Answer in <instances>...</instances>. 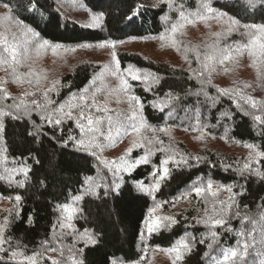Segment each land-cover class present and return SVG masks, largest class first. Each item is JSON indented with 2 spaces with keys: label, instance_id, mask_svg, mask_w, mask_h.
Listing matches in <instances>:
<instances>
[{
  "label": "trees",
  "instance_id": "obj_1",
  "mask_svg": "<svg viewBox=\"0 0 264 264\" xmlns=\"http://www.w3.org/2000/svg\"><path fill=\"white\" fill-rule=\"evenodd\" d=\"M62 1L0 0V16L6 12L3 3H9L13 16L22 22L19 26L15 21L0 25V33L9 35L8 42L12 39L27 47L19 57L21 64L16 66L17 74L23 77L22 82L5 71L6 65L0 66L6 81V86L0 84V88L10 97L0 99V108L7 111L6 105L19 103L21 99L28 103L33 99L44 103L43 92L55 84L48 94L50 99L58 102L55 106L63 103L67 112L69 105L84 104L85 114L92 116L96 108L87 99L80 103L79 97L94 79L96 83L99 76H103V66L105 62L111 64V53L115 51L122 71L132 67L140 69L142 77H148L132 80L124 72L129 89L127 93L122 92L125 97L133 95L138 99V106L134 101L131 104L137 109V125L141 119L145 124L141 128L143 132L161 133L160 129H165V132L187 135L199 133L207 139L228 144H253L257 151L264 152V123L254 119L256 115L264 118V72L259 74L264 65L259 60L256 62L259 80L253 83L237 81L225 87L217 84L208 72H204L203 77L196 74L203 71L204 53L181 31L177 32L175 40L183 59L190 63L189 70L130 49L132 44L156 40L161 34L169 33L171 25L179 21L175 6L180 11L183 5V10L191 12L196 10L200 0H118L117 8L102 7L103 2L109 0H65L89 17H101L100 25L93 29L73 21L66 13L68 10L62 9ZM208 1L209 6L238 19L241 24H264V5L252 7L248 0H206L205 3ZM29 28L31 32L27 31ZM241 28H237V33L219 37L220 46L233 40L241 42L237 35ZM28 37L34 41L33 45L26 42ZM45 40L48 41L46 50L59 47L51 53L54 55L32 57L36 69L29 77L26 74L30 72V62L24 58L25 52L29 55L38 52L34 46ZM108 41L116 42L115 49L98 46ZM197 52L200 53L199 63ZM108 77L111 84L118 87L116 78L110 74ZM209 79L211 83L206 82ZM95 83L91 84L92 90L102 88L101 82ZM224 89L232 94L221 95L218 90ZM25 91L36 95L24 96ZM241 96L261 103L253 108ZM71 111L78 118L79 109L72 108ZM112 120L117 122L119 119L112 116ZM41 125L39 135H28ZM4 126L0 139V150H3L0 157L4 158L0 163V203L7 208L0 211V227L4 229L7 242L0 245L6 250L0 252V264H28L25 256H36L37 264H52L50 257H56L59 264H72L73 259L83 261V264H113V261L156 264L152 252L167 254L165 250L178 246L187 238L191 251L186 250L178 264H216L217 260H222V249L237 248V241L243 243L246 238L250 245L248 252L243 261L237 260V264H253L254 257L264 251V221L260 219L264 215V159L249 170H243L242 160L231 154L205 148L191 151L180 143L160 138L157 141L163 143L157 146L172 160L167 166L168 176L151 197L139 186L147 184L153 168H159L165 158L161 151H152L148 141L142 138L134 139L131 144L125 137L121 148L124 151L131 148L130 156L135 158L141 156L143 150L146 154L151 149L153 154L149 163L138 165L114 181L116 168L109 170L94 149H79L73 141L64 144L69 135L80 138L76 119L64 117L60 125L53 127L41 121L39 110H34L30 116L17 120L4 117ZM121 132L125 134L123 129ZM92 136L89 134V138ZM141 143L143 147H133V144ZM182 159H187V163L175 162ZM25 165L30 169L27 176L20 171H10ZM89 176L99 184L94 193L83 191ZM209 181L223 194L218 192L217 197L209 195L195 200L184 216L182 213L173 216L174 223L142 241V228L155 201L167 215L165 212L173 201L187 195L194 185L206 187ZM228 187L232 188L231 193L227 191ZM75 195L83 198L74 205L79 211L70 222L66 221L72 225L68 230L60 227L66 214H62L58 206L72 204ZM17 196L20 197L18 202ZM221 202H224L225 223L210 230L202 222L206 216L205 208L207 215H213V204L219 212ZM85 230L95 238V244L81 239L80 234ZM211 231L217 233L215 239ZM240 233H251L254 239L242 237ZM13 250L24 255L13 260L10 258Z\"/></svg>",
  "mask_w": 264,
  "mask_h": 264
},
{
  "label": "snow or ice",
  "instance_id": "obj_2",
  "mask_svg": "<svg viewBox=\"0 0 264 264\" xmlns=\"http://www.w3.org/2000/svg\"><path fill=\"white\" fill-rule=\"evenodd\" d=\"M248 4L251 5L252 7H256L257 5H264V0H248ZM3 7L6 10L5 14L0 16V25L4 23H11L15 21L16 25H21V21L16 20V18L13 16V9L10 6L9 3H3ZM203 8V13L201 12H196V13H188L187 15L185 14V11L183 10V5H181L180 9V18L182 21H187L188 23H193L194 21L190 18L192 15L197 16L201 20H207L209 18H215V19H220L222 17L227 16L228 22H229V27L226 35H230L232 31L239 27H243L246 31L244 33H241L242 36L247 37V43L246 44H241V43H236V45L233 46H220L219 44V37L222 35V33H216L215 36L217 37V41L213 43L212 45H208L207 48L209 49L204 53V59H203V71L196 73L200 77H203L204 72H208L211 74L212 71L215 70L214 65L215 64H220L223 65L225 61H233L235 57L233 56V52L236 53H242L245 49L248 51L249 56L254 57L260 61L262 65H264V24H241L240 21L230 15H228L225 12L219 11L217 9L212 8L209 6L208 3H203L201 5ZM29 10H32L31 8ZM206 13L207 15H205ZM101 17L99 16H93L91 24L87 25L88 27H95L98 25ZM184 25L183 23H176L171 26L170 32L167 34H161L159 39L161 41L164 40H169L174 46L176 45V40L175 36L177 32L179 31L180 28H182ZM27 31L31 32L32 30L29 28ZM35 36L36 34L33 33ZM0 45H2V48H0V66H7L5 69L6 72H10L18 81L23 80L22 76H19L17 74V65L21 64V59L18 57V53L16 51V47L14 45H11L8 43L7 37L4 33H0ZM48 46V41H43V43L38 44L37 48H44ZM101 48H106L110 47L112 49H115L116 47V42L108 41L106 43H102L98 45ZM59 46L53 47V51L55 52V48ZM85 47H88V45H85ZM187 50V49H186ZM117 53L115 51H112L111 53V60L112 64H106L103 66L104 73L110 74L111 76L115 77L116 80H118L119 85L116 88L112 89V92L114 93H119V92H124L127 93L129 89L128 81L125 78L124 72H127L129 76H131L132 80H138V79H147V76L142 77L140 75L141 70L140 69H135L132 67H129L126 70H121L120 63L117 59ZM25 59H27V52H25ZM256 59L253 60L252 66H256ZM197 62H200V53L197 52ZM227 71V69H225ZM27 76L31 77L33 73L29 72L26 74ZM29 83L32 81L29 80ZM207 83H211V80H207ZM55 83H59V81H56ZM95 83V79L91 82V84ZM91 84L88 87H85L82 90V93L79 97L81 101H84L87 97L85 94H88L91 92V95L93 97V102H92V107L96 108V111H105L107 112L108 109L106 107L101 108L96 106V94L101 91L100 88H96L94 91L91 89ZM37 87H39V79H37ZM55 87V84L53 85L52 88H47L43 92V99L44 103H41L39 100L33 99L30 103L26 102L25 100L21 99L19 103L14 102L13 104L6 105L5 107L8 109L7 111L4 110V108H0V139L3 138V133L5 130L4 126V117L10 116L13 120L20 119L22 116H30L31 113L34 110H39L40 114V119L41 121H46L50 126H58L63 122L64 117H67L69 120L76 119V126L80 130V138L76 139V137L69 135L67 140L64 141V144L67 145L68 141H73L79 149H92V148H100L101 145L95 143V135H93L91 138H89V134H95L100 131V124L101 120L95 119L90 115L85 114V107L86 105L84 104H77V105H69V111H65V105L63 103H60L57 106H55L58 102L53 101L52 99L49 98V92L53 90ZM247 87V85H246ZM220 91L221 95H231L232 92H230L228 89L224 90H218ZM235 92V90H232ZM236 95H239L238 92H235ZM36 93L30 92V91H25L24 96H34ZM207 95V94H206ZM8 95L5 93L4 89L0 88V99H9ZM12 99L15 101V97H12ZM130 101V109L133 107L131 102H135V104L138 106L139 101L138 99L130 95L128 97ZM241 99L245 100L246 103H250L253 108L257 106L258 102L254 99H251L250 97H243L241 96ZM119 102V100L117 101ZM72 108H77L79 109V116L74 117L72 114L71 109ZM254 119L258 122L264 123V118H262L259 115L254 116ZM86 120V123L83 121ZM137 121V115L136 111L133 110L131 111L130 115H127L124 117L123 120H118L115 122L113 125V121L111 117H108V122L110 125V130L108 132V135L105 137L107 140H112V131L111 127L114 126L117 135L121 133V129L125 133L128 132L129 128H131L132 132L139 133L140 129L145 126L143 120L141 119L139 125L136 123ZM131 122V123H129ZM41 126H37L33 131H29L28 135L29 136H34V135H39ZM160 131H165V129H160ZM114 142V141H113ZM149 144L152 143V140L148 141ZM162 144L163 141H160ZM140 146L143 147V143L137 145L133 144V147ZM249 149H252L255 152V157H249V159H256V162L258 163L261 159H264V152L257 151L256 148L257 146L253 144H247L245 145ZM159 151H164L163 148L158 149ZM3 151V150H0ZM132 149L129 148L128 151L125 153L124 156L120 157L119 163L117 164L116 162H109V161H102V163L111 170L113 167L116 168V171L119 172L121 168L125 171H131L132 169L136 168L138 165L141 164H148L149 163V157L153 154L151 149L146 151V154L134 161H129L127 157L131 154ZM94 154V153H93ZM171 157L162 159L160 162V166L157 169L156 172H153L152 175L155 179V183L147 189V191L155 192L160 185V182L164 180L168 174H169V169L167 165L170 162ZM196 159H200V157H196ZM4 162V158L0 157V163ZM39 163V160L36 161ZM176 163H187V159H182L181 161H175ZM250 169V164L245 163L243 165V170H249ZM11 172L15 171H20L23 172L25 176H27L28 172L30 169L25 165L20 169H12L10 170ZM258 171V170H257ZM159 173V175H157ZM85 184L87 187L83 190L86 193H94L95 188L99 187V184H97L94 181V178L89 176L85 179ZM114 187H119V185H114ZM141 190L144 189V185L140 184ZM195 194L197 196H200L202 193L205 191L208 193V195L212 197H217L219 189L216 191H213V184L209 181L207 183L206 188L201 187V186H194L193 188ZM228 192H232V188L228 187L227 188ZM107 194V193H106ZM82 195H75L72 197V204H64L61 206H58L62 212V214H66V219L70 222L75 215L77 211H79L78 208L74 207V205L79 202L82 199ZM229 199L231 200L232 197L230 196ZM17 202L20 200V197H16ZM221 208L219 212H216V205L215 203L213 204V215H207V208H205V213L206 216L204 220L202 221L205 225L209 226L210 230L214 229L216 227H219L225 223V220L223 218V213H224V202H221ZM228 207H231V205H227ZM159 207V205H157ZM219 218H216V217ZM247 219V217H245ZM261 221H264V215H261L260 217ZM161 220H172L171 217H158L155 220H152L151 223L148 224V232L151 234L154 229L158 228L159 221ZM174 223V220H173ZM60 227H69L71 228L72 225L71 223L65 225L63 223L60 224ZM211 236L213 239L216 238L217 233L215 231L210 232ZM242 237H248L254 239L252 237L251 233H240ZM81 239H84L87 241V243L95 244L96 240L90 234L87 230H85L83 233L80 234ZM6 241V238L4 236V229L3 227H0V245H3ZM203 242V241H202ZM237 248H229V249H222V260H217L216 264H237V260L243 261L244 256L248 252L249 248V243L247 238L244 240L243 243L241 241H237ZM211 247V245H209ZM191 251V246L189 243L181 241L178 246L170 248L165 250L168 253L174 254V259L172 261V264H177L178 261H181L183 259L184 251ZM6 250L3 247H0V252H5ZM82 252L83 250H78ZM24 254L22 252H18L16 250H13L10 253V258L15 260L19 256H23ZM24 259L28 261V264H37V258L36 256H25ZM52 264H59L58 261L53 260ZM72 264H83V261L77 262L75 259H73ZM113 264H117L116 261H113ZM261 264H264V261L261 262Z\"/></svg>",
  "mask_w": 264,
  "mask_h": 264
},
{
  "label": "rangeland",
  "instance_id": "obj_3",
  "mask_svg": "<svg viewBox=\"0 0 264 264\" xmlns=\"http://www.w3.org/2000/svg\"><path fill=\"white\" fill-rule=\"evenodd\" d=\"M118 2H119L118 0H113V1L109 0V1L103 2L102 7L117 8ZM205 2H206V0H200V3L197 5L198 7L196 8L195 11L189 12V10H184L185 14L187 15L188 13H196L198 11L203 13L204 10L201 7V5ZM208 4H209V1H208ZM64 7L68 10V11H66L68 16L73 21L78 23L79 25L84 26V27H88L87 25L91 24L93 16L89 17L87 14H85L81 11L75 10L74 8L71 7L70 3H68L65 0L62 1V9ZM174 11L178 12V14H177V16H179L178 23H183V25H184L182 28L179 29V31H181L183 33V35L186 37V39L189 42L196 44L197 48L199 46V48H200L199 50H201L203 53L208 51L209 49L207 48V46L212 45L214 43L213 40L217 39V37L215 36L216 33H222V35L220 37L229 36V35H226V33L228 31V27H229V22H228L227 17H222L220 19L209 18L207 20H201L197 16L192 15L190 18L194 22L188 23L187 21L181 20L180 11H179L178 6L174 7ZM204 14L207 15L206 13H204ZM165 22H166V19H165ZM99 25H100V21H99L97 26L88 27V28H91V29L98 28ZM170 29H171V27H170ZM236 31H237V29H235L231 33H237ZM245 31H246L245 29L241 28L240 34H237L241 37V39H242L241 42H237L236 40H233L232 42L228 43L227 45H223V46H229L230 45V46L234 47L236 45V43L246 44L247 43V37H244L241 35V33H244ZM8 36L9 35H6L7 38H8ZM19 39L22 40V38H19ZM26 42L30 45H33V43H34V41L30 37H28ZM8 43L11 45H14L16 47L18 57L22 56V51H25L27 49V47L25 46V44L23 42L17 43L16 41L10 39V42H8ZM132 45L133 46L130 49L141 51L145 54L153 56L155 59H159L160 61H166L172 65L177 64L179 66L186 67V69H188V70L191 69L190 63H188L186 60L183 59L182 54H181V50L179 49L177 43L174 46L167 39L164 41H161L160 39H156V40L144 41V42H140V43H136V44H132ZM34 49H36L38 52L33 51L30 54L31 56L29 55V53H27V59H26V61L30 62L28 68H29L31 73H33L34 69H36V64H35L36 62L34 61V59L32 57H34L35 55L36 56L41 55V57H45V56L48 57L51 53L54 52L52 48H50L49 50H46V47L38 49L37 46H34ZM54 54H51V55H54ZM233 56L235 57V59L233 61H225V63L223 65H220V64L214 65L215 70L211 72L210 76L212 78H214V80L217 84H219L221 86L228 87V85H230L234 82H237V81L248 80L246 82L253 83L256 80H259L258 79V65L256 64L255 67L252 66L253 60L256 58L249 56L248 51L246 49L242 53L233 52ZM107 59H108V57L105 60H107ZM257 60L258 59H256V62H257ZM106 64L107 63L105 62V65ZM111 64H112V62H111ZM66 68H63L62 70L65 71ZM225 69H227V71ZM57 70H55L54 72H56ZM54 72H52V73H54ZM262 72H264V70H261L259 72V74H261ZM55 75L56 74H54L52 76H55ZM108 76H109V74L104 73V71H103V76H99L96 83L101 82L102 88H101V91L99 93H97L96 97H95L96 106L101 107V108L106 107L108 109V111L107 112L95 111L93 113L92 117L94 118V120L95 119L101 120V124L99 126L100 131L98 133H95V134L90 133L92 135H96L95 143L101 145L100 148H92V149H94V151L103 160L109 161V162H116L118 164L120 157L124 156L125 153L128 151L127 147H125V150H127V151H124L121 148L122 145L124 144V142H122V141L126 137V140L129 139L128 142L131 144L134 142V139L138 140V138H142L143 140H146V141L152 140V143L150 144V146H151L152 151H154V152H156L158 149H160L159 146H157V144L160 142L157 140L162 138L163 141L168 139V140H171L173 142L180 143L191 151H198V150L205 148V149H211V151L225 152V153H228V154L235 156L237 159H241L242 163H244V164L245 163L250 164V167H252L254 164L257 163L255 158L251 159V160L249 159L250 156L255 157V152L252 149H249L248 147H246L244 145L228 144V143H225L223 141H217V140H213L210 138L207 139L204 135L199 134V133H197V134L195 133L192 135H187L184 133H178V132H174V131H170V132L163 131L161 133H154L153 131L143 132L142 129H140V134L135 135V132L131 131V132L125 133V134H122V132H121L119 135H117L115 127L112 126L111 127L112 140L110 141V140L105 139V137L108 135V132L110 130L108 117L112 118V116H113V117H117L119 120H123L124 117L127 115H130L131 111H133V110L136 111V115H137V109L134 108V106L130 109V103H129L128 97H125L122 92H119V93L112 92V89L116 88V86L114 84H111V82L109 80L110 77H108ZM243 79H245V80H243ZM0 84L2 86H6V81H5L1 71H0ZM92 91H94V90H92ZM86 99L89 100L90 103L92 104L93 97L91 95V92L89 93V95L87 96ZM118 100H119V102H117ZM82 102L83 101L80 100V103H82ZM138 118H139V116L137 115V119ZM129 123H131V122H129ZM114 124H115V122H113V125ZM147 144L149 145L148 142H147ZM161 152H162V157L166 158L165 151H161ZM144 155L145 154H144V150H143V154L141 156L135 158V156L131 157L129 155L127 157V159L129 161H134V160H136V159H138ZM171 160L172 159H170V162H171ZM157 169L158 168L154 167L153 172H156ZM128 172H130V171H125L121 168V170L116 173L114 181H117L123 174L128 173ZM157 175H159V173H157ZM155 179L156 178H154L152 175L147 180V184H143L145 190H142V191H144L145 193H147L151 197L154 196V192L150 193L149 191H147V189H149L155 183ZM194 186H196V185H194ZM194 186L190 189V191L187 195H184L180 199L172 202L170 208L167 209L168 212H165V214H167V215L163 214L162 209L160 207H157L158 203L154 200L157 205H155V203L153 204V206H152L153 208L149 211L148 216L145 220V223H144V226H143L142 232H141L142 241H146L149 238V236H151V234L160 231L162 228H164V227L167 228V226H169L171 223H173V216H176L179 213H182L184 216L186 214V212L190 209L192 203L195 200H198V199L200 200L204 196H209L206 191L204 193H202L200 196H197L193 190ZM197 186L205 187L203 185H197ZM139 188H140V186H139ZM216 190H217V188L213 187V191H216ZM219 192L222 193V190H219ZM6 208H7V205H5L3 202H1L0 203V211H4ZM65 217L66 216H64L63 224L67 225L68 223L66 222L67 219ZM158 217H172V220H161V221H159L160 226L158 228L154 229V231L150 234L148 232V224L151 223L152 220H155ZM64 228L68 229V230L71 229L69 227H64ZM183 241L189 243L188 238L186 240H183ZM184 253H186V250L184 251ZM152 254L154 257V262L156 264H168L169 263L168 261H170V264H172V261L174 259V254H171V253L162 254V253H158V252H154V253L152 252ZM255 255H256V253H255ZM149 256H150V254H149ZM55 258L56 257H50V259H52V260H55ZM148 258H147V260H148ZM262 261H264V251L259 256L256 255L254 257L253 264H261ZM116 262H117V264H121L119 261H116ZM178 263H179V261L177 262V264Z\"/></svg>",
  "mask_w": 264,
  "mask_h": 264
}]
</instances>
